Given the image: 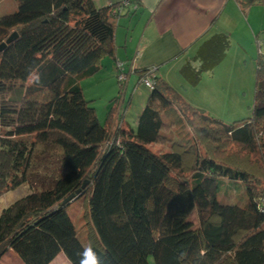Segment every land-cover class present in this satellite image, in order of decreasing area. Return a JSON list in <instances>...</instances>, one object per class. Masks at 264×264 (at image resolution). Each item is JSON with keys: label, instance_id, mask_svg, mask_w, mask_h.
Wrapping results in <instances>:
<instances>
[{"label": "trees", "instance_id": "trees-1", "mask_svg": "<svg viewBox=\"0 0 264 264\" xmlns=\"http://www.w3.org/2000/svg\"><path fill=\"white\" fill-rule=\"evenodd\" d=\"M16 1L0 17V43L16 32L0 49V196L29 188L0 211V259L11 250L24 264H49L60 252L70 264H264V55L248 117L226 123L154 75L135 128L112 130L114 108L100 123L79 82L113 55L122 12L111 11L123 0ZM228 44L214 35L201 49L210 58L182 75L195 85ZM171 105L192 137L153 151L173 125L161 117ZM51 155L55 171L41 160ZM223 179L243 183L244 205L218 200ZM80 198L91 258L66 211Z\"/></svg>", "mask_w": 264, "mask_h": 264}, {"label": "crops", "instance_id": "crops-1", "mask_svg": "<svg viewBox=\"0 0 264 264\" xmlns=\"http://www.w3.org/2000/svg\"><path fill=\"white\" fill-rule=\"evenodd\" d=\"M114 1L101 0L100 6ZM251 5H240L237 0H136L125 7L115 21L113 55L103 57L98 71L94 73L107 71L111 74L115 88L118 87L115 68L117 60L123 62L127 74L123 94L117 100L119 108L116 107V101L115 105L110 103L105 109V117L108 110L114 108V114H117L122 126L131 127L126 121V111L133 95H140V76L150 67L155 68V76L176 89L189 104L209 115L216 108L235 109L240 106L242 102L235 87L228 88L226 84L218 87L220 83L216 84L215 81L217 78L229 77L228 80L232 82L248 65L247 54L251 57L249 65L255 76L259 52L258 31L264 28V13L255 11ZM217 34L228 37L225 54L211 69L201 70L198 82L192 85L182 75L181 68L191 64L195 69H200L201 62L206 57L210 58V54L201 53L203 44ZM195 95L199 97L195 98ZM144 105L145 102L138 110L136 123ZM95 112L100 123L105 121L103 115H98L96 108ZM4 195L6 193L0 198ZM57 259L60 263H56ZM0 264L24 263L8 250L1 257ZM49 264L70 262L60 252Z\"/></svg>", "mask_w": 264, "mask_h": 264}, {"label": "rangeland", "instance_id": "rangeland-1", "mask_svg": "<svg viewBox=\"0 0 264 264\" xmlns=\"http://www.w3.org/2000/svg\"><path fill=\"white\" fill-rule=\"evenodd\" d=\"M101 3H102L101 0H94V4L97 7H99ZM250 4H253L251 6L255 8V11H258L259 13H264V3H258V4L250 3ZM17 5L18 2L16 0L0 1V17L6 14L13 13L17 9ZM258 34H259V38L257 40L259 41L258 50L260 53H264V28H261V30L258 31ZM256 44H257L256 46H258V43ZM246 59L248 65L243 71L239 72L240 73L239 76L238 74L235 76L234 78L235 81L232 80L231 82V80H228L229 77H226L224 79L217 78L215 81L216 84L220 83L218 87H224L225 84L226 87L228 88L234 89L235 87L236 89L235 92L236 93L238 92V95L242 102L241 105L235 109L224 108L220 110L216 108L215 111H212V113H210V115L212 116L216 115L218 117H222L221 119H223L224 122L226 123H229L234 119H241L251 115L255 76H254V70L252 71L249 65L251 57L248 54L246 55ZM10 83L12 85H15L14 80H11L9 84ZM79 83L84 93L85 99L90 101L89 104L92 107H94V109L95 108L97 109L98 115L101 116L103 115L104 117H105L104 115L105 109L106 107L108 108V105L113 102L112 99L118 93L120 97L123 94L124 84L121 86L123 87L122 89L120 88L121 90H119V87L115 88V85H112L113 81L111 79V74H109L107 71H100L99 73H96L91 77L83 78L80 80ZM173 83L177 85L176 82L173 81ZM139 86H140L139 88L140 95H138V93L133 95L131 104L128 106V109L126 111V121L131 125V128H135L138 110L140 109V106L143 104V102H146L148 94L150 93V89L146 87L144 84L141 83ZM129 92L130 91H128L127 95L129 94ZM194 97L195 98L199 97V95L198 96L195 95ZM115 104L116 107L118 106L119 108V102L116 101ZM161 117L163 121H165L167 124L172 123L173 125L171 124L172 127H170L169 130H166L164 133L165 139L167 141L165 140L163 142H157L149 146L150 149H152L153 151L162 152L169 150L171 141L173 140L184 141L185 139L192 137L191 129L187 126L184 117L182 118V116L174 106L171 105L166 111L162 112ZM111 123H112L111 126L112 130L114 128L116 130L118 126L122 125L121 121L118 120L117 114H114V119L112 120ZM52 156L53 155L49 157L50 158L49 160L47 159L48 157L45 156L41 158V160L45 161L46 163L49 161L48 163H50V161L53 160ZM51 163L52 164L49 165V169L51 171H55L54 168L56 165L54 161H51ZM28 188L29 185L24 184L15 190L7 192L6 195L0 198V211L2 208L7 206L10 202L15 200L16 198L23 196L25 192L28 191ZM217 198L219 201L222 202H235L240 205H244L247 201V196L244 190L243 183L237 180L223 179V181H220ZM83 202L84 201L81 198L71 201V203L68 204L66 211L74 223L78 239L84 245V247L88 249V242L86 237V225L82 218L83 204H84ZM190 220H192L195 226L198 225V220L195 211L191 213ZM148 261L149 264H154V260L152 257H149ZM56 263H60V260L57 259Z\"/></svg>", "mask_w": 264, "mask_h": 264}, {"label": "built area", "instance_id": "built-area-1", "mask_svg": "<svg viewBox=\"0 0 264 264\" xmlns=\"http://www.w3.org/2000/svg\"><path fill=\"white\" fill-rule=\"evenodd\" d=\"M245 1H250L253 3H264V0H245ZM128 2L129 0H123L118 6H115L112 9L111 14L119 15L123 11V9L126 7V5L129 4ZM115 68H116L117 81L119 82L120 86H122L127 80V74L124 71L123 62L120 60H117L115 63ZM154 71H155L154 67H150L146 69L145 75L141 76L139 79V82L144 84L149 89H152L154 85V81L152 78L154 76Z\"/></svg>", "mask_w": 264, "mask_h": 264}, {"label": "water", "instance_id": "water-1", "mask_svg": "<svg viewBox=\"0 0 264 264\" xmlns=\"http://www.w3.org/2000/svg\"><path fill=\"white\" fill-rule=\"evenodd\" d=\"M15 36H16V32H12V33L6 38L5 41H3V42L0 43V49L3 48L6 44H8V43H9V42H10ZM83 186H84V185L82 184V187H83ZM79 190H80V189H77L76 192H79ZM74 195H75V192L69 194V195L63 200L62 204L65 203V202H67V201L70 200L71 198H74Z\"/></svg>", "mask_w": 264, "mask_h": 264}, {"label": "clouds", "instance_id": "clouds-1", "mask_svg": "<svg viewBox=\"0 0 264 264\" xmlns=\"http://www.w3.org/2000/svg\"><path fill=\"white\" fill-rule=\"evenodd\" d=\"M83 255L86 258H91L92 256H95L96 254L94 252H92L91 249H86ZM81 264H84V260H81ZM96 264H100L99 257H97V259H96Z\"/></svg>", "mask_w": 264, "mask_h": 264}]
</instances>
